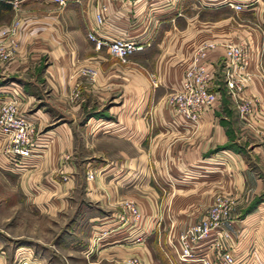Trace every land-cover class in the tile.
<instances>
[{"label":"crops","instance_id":"0c3cea01","mask_svg":"<svg viewBox=\"0 0 264 264\" xmlns=\"http://www.w3.org/2000/svg\"><path fill=\"white\" fill-rule=\"evenodd\" d=\"M226 1L0 0L10 5L0 9V30L10 18L18 21L12 58L0 62V85L20 89L19 110L35 118L37 146L18 172L31 210L69 216L57 239L63 264H115L131 255L140 264H194L178 262L177 234L216 196L229 205L216 233L219 247L213 237L198 247L211 264L224 249L235 264H264V0H231L240 10ZM91 29L142 48L115 63L86 38ZM227 41H242L249 51L252 73L238 98L254 108L244 120L234 106L238 98L223 96ZM202 44L211 47L199 62L212 70L209 88L222 98L191 122L165 97L180 87ZM86 66L95 69L93 80L80 73ZM112 84L123 97L117 117L107 111L80 119ZM74 88L80 96L72 101ZM125 200L140 213L135 224L118 219ZM96 230L107 234L85 259L79 248ZM135 235L143 240L130 242Z\"/></svg>","mask_w":264,"mask_h":264},{"label":"built area","instance_id":"2783aa9c","mask_svg":"<svg viewBox=\"0 0 264 264\" xmlns=\"http://www.w3.org/2000/svg\"><path fill=\"white\" fill-rule=\"evenodd\" d=\"M52 1L59 5L65 3V0ZM109 1L126 3L128 0ZM226 3L235 10L242 9L240 3H234L231 0H227ZM105 9V4L99 6V10L95 13L96 23H101L100 12ZM17 24V20H12L0 30V35L3 36L4 40V44H0V62H8L12 58L16 45L14 36L17 32ZM86 38L92 41L96 48L104 47L109 55L118 58L120 61H124L130 53L142 48V44L136 43L132 39L100 37L94 29L86 33ZM208 47L211 45L202 44L197 48L196 54L182 72L180 87L169 92L165 97L166 103L173 109L174 113L191 122L196 121L204 110L212 108L218 99V94L209 88V83L213 78L212 70L199 62V59L204 57ZM80 73L93 80L96 71L94 68L86 66L80 68ZM251 73L247 45L242 41L224 43L222 75L231 97L238 98L241 88L249 81ZM260 75L264 79L262 72ZM74 90H76L75 95H77L78 88H74ZM21 99L20 89L0 85V160L10 167L26 165L27 158L37 146L35 118L19 110L18 105ZM237 102L239 116L244 120L251 115V101L238 98ZM92 177L91 171H87L86 180L90 181ZM64 178L62 176V179ZM228 211V202L216 196L197 221L187 224L178 232L175 251L179 263L211 264L207 250L198 247V244L213 237L212 244L214 247H219V242L215 240L216 233L217 231L221 232V226L228 215ZM139 217L140 213L133 202L125 200L118 217L120 222L135 224ZM106 234V230H96L91 237V247L99 244ZM142 240L141 235H135L130 242H141ZM92 248L88 250L92 251ZM89 251L87 252L90 253ZM216 258L218 264H235V258L229 250L218 251ZM13 264H37V262L33 259L30 249H27V251L18 253ZM115 264H140V258L138 255H131L118 260Z\"/></svg>","mask_w":264,"mask_h":264},{"label":"rangeland","instance_id":"374dc122","mask_svg":"<svg viewBox=\"0 0 264 264\" xmlns=\"http://www.w3.org/2000/svg\"><path fill=\"white\" fill-rule=\"evenodd\" d=\"M3 18L6 19L8 17L5 15ZM12 20L13 18H10L7 23L9 24ZM105 53L115 63L122 62L107 52ZM116 86L119 85L112 84L110 93L103 94L102 99H95L92 103L90 102L88 109L82 111L80 119H85L87 116H104L107 111L111 113L113 119L116 118L121 109L123 98L120 88ZM75 92L76 90L72 89L68 94L69 99L72 101L80 96L79 90L77 95H75ZM223 96L230 97L229 91H224ZM221 98L222 94H219L217 102ZM237 103L236 101L234 106L238 113ZM251 105L252 115L254 108L252 102ZM236 148L239 147L236 146ZM21 168L23 167H10L3 164L0 160V264H13L18 253L27 251V249H30L32 257L37 264H41L40 258L42 257L50 264H63L60 255L57 253V239L63 229H67L64 225L70 222V219L67 221L69 216H49L48 214L31 210V205L27 200L28 194L23 184V176L18 172ZM91 245L90 240L87 244H83L84 247L81 246L79 248H83L84 257L85 255L89 257L87 251H89L88 247ZM97 245L95 244V246ZM95 246L93 245V248ZM71 255L73 258L77 254L72 252Z\"/></svg>","mask_w":264,"mask_h":264},{"label":"trees","instance_id":"16d2710c","mask_svg":"<svg viewBox=\"0 0 264 264\" xmlns=\"http://www.w3.org/2000/svg\"><path fill=\"white\" fill-rule=\"evenodd\" d=\"M2 4H3V3H2ZM9 7H10V5H9L8 3H7V4L4 3L2 6H0V9H2V8H3V9H9ZM1 15H2V14L0 13V17H1Z\"/></svg>","mask_w":264,"mask_h":264}]
</instances>
